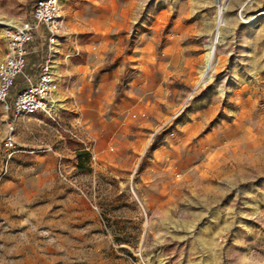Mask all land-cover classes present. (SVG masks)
<instances>
[{
  "label": "rangeland",
  "instance_id": "1",
  "mask_svg": "<svg viewBox=\"0 0 264 264\" xmlns=\"http://www.w3.org/2000/svg\"><path fill=\"white\" fill-rule=\"evenodd\" d=\"M36 1L0 0V60ZM59 3L92 73L56 95L67 132L0 106V264H264V0L222 25L215 0Z\"/></svg>",
  "mask_w": 264,
  "mask_h": 264
},
{
  "label": "built area",
  "instance_id": "2",
  "mask_svg": "<svg viewBox=\"0 0 264 264\" xmlns=\"http://www.w3.org/2000/svg\"><path fill=\"white\" fill-rule=\"evenodd\" d=\"M30 16V21H24L6 32V54L0 60V106L5 112L12 111L15 118L26 121L41 114L67 132L57 116L60 101L56 95L61 87L69 93L72 86L68 77L63 83L62 76L57 72L56 58L60 48L73 41L68 34L59 0H37L32 5ZM37 38L41 41L37 46L40 60L32 73L26 75L28 49ZM19 76L21 87L13 92ZM80 122V118L74 120L76 126ZM7 130L4 147L11 150L15 141L14 128L9 122Z\"/></svg>",
  "mask_w": 264,
  "mask_h": 264
},
{
  "label": "crops",
  "instance_id": "3",
  "mask_svg": "<svg viewBox=\"0 0 264 264\" xmlns=\"http://www.w3.org/2000/svg\"><path fill=\"white\" fill-rule=\"evenodd\" d=\"M76 50H79L76 43L75 45H67L64 48H60L56 58V64L57 72L60 76H62L64 81L63 83L66 82L67 75H69L70 77L68 78L72 84L71 90L74 92V95H76V91L78 89L79 92L77 95L80 97L82 95L80 90L84 86L83 84L87 80L88 76L92 73L93 65L91 63L90 56H86V58H84V56L80 54V51L76 52ZM85 96L86 98H89V94ZM33 119L42 123V121L37 120V116L33 117L29 120V122H33ZM29 122L27 121V123ZM85 123L92 129L93 132H95V134L97 133L100 138L104 135H109L110 123L107 122L105 118L100 116L98 120H95L87 117ZM27 146L34 147L31 143Z\"/></svg>",
  "mask_w": 264,
  "mask_h": 264
},
{
  "label": "bare ground",
  "instance_id": "4",
  "mask_svg": "<svg viewBox=\"0 0 264 264\" xmlns=\"http://www.w3.org/2000/svg\"><path fill=\"white\" fill-rule=\"evenodd\" d=\"M232 1L233 0H215L216 6L218 8L216 18L220 25H222L224 21L223 14L227 10L231 9L230 6H231ZM236 1H239V0H236ZM244 5L246 4L241 5L243 7L241 9V12L247 6V5L246 6ZM239 15H240V12H239ZM0 27L7 28L8 25H6L5 22L0 21ZM9 27L12 28V26H9ZM218 33H219L218 29L213 30V38L209 41V44L207 45V50L209 51L210 58L207 60V63L204 65L203 70L200 72V76L197 82L198 84L208 80L209 75L212 73L213 69L215 68L217 64V58H216L217 46H216L215 38Z\"/></svg>",
  "mask_w": 264,
  "mask_h": 264
}]
</instances>
